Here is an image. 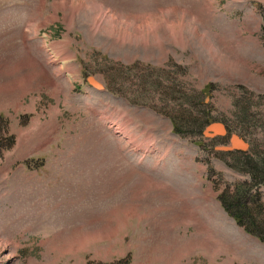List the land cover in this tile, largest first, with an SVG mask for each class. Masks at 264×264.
<instances>
[{"label":"rangeland","instance_id":"1","mask_svg":"<svg viewBox=\"0 0 264 264\" xmlns=\"http://www.w3.org/2000/svg\"><path fill=\"white\" fill-rule=\"evenodd\" d=\"M92 5L148 44L91 31ZM21 67L0 264H264L218 200L264 167V0H0V70Z\"/></svg>","mask_w":264,"mask_h":264},{"label":"trees","instance_id":"2","mask_svg":"<svg viewBox=\"0 0 264 264\" xmlns=\"http://www.w3.org/2000/svg\"><path fill=\"white\" fill-rule=\"evenodd\" d=\"M174 120V119H173ZM177 124V120L172 121ZM205 117L199 121H191L188 119L187 127H196L198 134L207 125ZM176 133H179L175 129ZM14 144V137L9 135L7 121L0 117V156L1 150L9 149ZM239 165L244 166L250 171L252 184H237L228 186L227 190L219 195L218 200L224 211L231 217L236 224L241 227L246 234L257 238L264 243V201L261 195L253 188L264 184V167L253 163L251 160L239 161ZM118 264H128L120 262Z\"/></svg>","mask_w":264,"mask_h":264},{"label":"crops","instance_id":"3","mask_svg":"<svg viewBox=\"0 0 264 264\" xmlns=\"http://www.w3.org/2000/svg\"><path fill=\"white\" fill-rule=\"evenodd\" d=\"M13 80L15 81L13 82ZM37 81L38 76L35 72L33 75L31 72L25 73L22 67L19 70L18 68L0 70V86H3L0 93V114L11 121L14 120V123L17 122L16 119L19 113L25 112V115H33L37 106V98H23V96L31 95ZM10 86H12L11 89ZM26 101L27 106L24 108L23 104ZM10 109H14L17 115L8 113L7 111ZM52 111L54 112V109ZM14 125L12 127L17 126Z\"/></svg>","mask_w":264,"mask_h":264},{"label":"bare ground","instance_id":"4","mask_svg":"<svg viewBox=\"0 0 264 264\" xmlns=\"http://www.w3.org/2000/svg\"><path fill=\"white\" fill-rule=\"evenodd\" d=\"M72 7V6H71ZM82 8V7H81ZM74 9V8H73ZM106 10L101 7L100 5H98L95 9V7L92 5L91 8H87V10H85V12H89L90 15V21L92 23V26L89 27L91 29V31L95 32L97 30H99V28H102V31H105L106 34H108V36H111L112 40L115 42L116 40L118 42H120V44H123L124 43V46L126 45L125 43H130L131 41H135V43H138V42H144L145 41L147 42L148 44V40H146V38H148V36L146 38H144V34L141 35V31H138L139 28H141L140 26H132L133 30L131 31V33L128 31V30H124V31H121L120 29H116V25H119L118 23V16L113 13V12H109V14H106L104 13ZM107 12V11H106ZM142 12V11H141ZM74 15V14H73ZM134 20H133V24H134ZM152 23V21H151ZM155 23V22H154ZM162 23V22H161ZM167 24V22H165ZM157 24V23H156ZM160 24V23H159ZM163 24V23H162ZM161 24V25H162ZM125 25H128V24H125ZM168 25V24H167ZM158 26V25H157ZM163 27V26H162ZM167 27V26H166ZM150 28V27H149ZM142 29V28H141ZM152 29H153V32H152ZM154 27H151L150 28V37H151V40L152 41H157L158 42V37L156 36V31H154ZM170 29V28H168ZM121 32H120V31ZM90 34V33H89ZM148 34V32H147ZM181 34V31L180 33ZM178 34V35H179ZM170 36V35H169ZM172 37V36H171ZM180 37V36H179ZM182 38V37H181ZM180 38V39H181ZM120 39V40H118ZM174 41H176L174 39ZM173 41V42H174ZM178 41V40H177ZM182 41V40H180ZM113 42V43H114ZM121 47V46H120ZM207 47V46H206ZM214 251V250H213ZM212 257V256H211Z\"/></svg>","mask_w":264,"mask_h":264},{"label":"water","instance_id":"5","mask_svg":"<svg viewBox=\"0 0 264 264\" xmlns=\"http://www.w3.org/2000/svg\"><path fill=\"white\" fill-rule=\"evenodd\" d=\"M89 83L94 87V88H100V85L97 84L93 79H89ZM209 130L211 132H214L219 135H224L225 134V128L221 124H214L209 127Z\"/></svg>","mask_w":264,"mask_h":264}]
</instances>
